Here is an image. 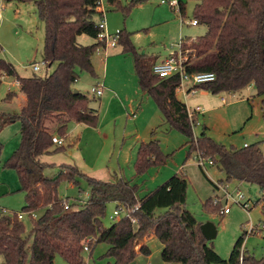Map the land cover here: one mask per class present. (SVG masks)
Segmentation results:
<instances>
[{
    "label": "trees",
    "instance_id": "16d2710c",
    "mask_svg": "<svg viewBox=\"0 0 264 264\" xmlns=\"http://www.w3.org/2000/svg\"><path fill=\"white\" fill-rule=\"evenodd\" d=\"M99 1L6 0L36 5L38 16L45 24L44 62L48 66L56 64V68L45 78H23L13 64L0 59L1 73L15 78L26 97L19 113L0 114L2 127L13 121L21 125V145L5 167L17 173L21 191L26 196L23 212L43 211L26 237L19 215H7L0 208L2 264H54L57 256L68 264H85L83 249L89 239L92 240L88 243L91 252L97 244L106 243L109 246L106 255L114 258L115 264H134L135 247L150 232H154L163 246L161 258L165 263L264 264V257L258 259L242 251L247 232L236 241L227 260L212 248L202 234L201 224L184 207L188 182L183 176L176 174L155 191L139 197V186L129 180L104 182L82 175L71 165H62L53 178L44 175L50 165L40 158L66 150L63 146H55V136H66L72 121L94 128L99 123L98 112L88 108V97L81 92L74 93L79 71L95 76L92 59L103 44L95 42L82 46L78 44V37L87 35L97 41L100 30L96 18L101 16L97 11ZM118 1L107 0L109 5ZM141 1L132 0L130 6ZM179 13L185 17V5L180 2ZM192 21L204 26L206 33L191 45L183 40L187 71L216 75L215 81L193 90L237 93L254 85L257 96H264V0H197ZM119 42L124 53L133 55L140 88L155 101L166 122L190 139L191 151L219 167L225 174V180L220 183L238 181L256 185L263 194L255 203L259 205L264 200V152L260 147L264 140L246 148H227L208 136L207 128L194 138L188 108L176 94L179 76L161 78L155 75L152 69L157 58L139 54L122 32ZM1 51L0 47V54ZM15 94L9 92L6 100L13 99ZM262 110L264 117V101ZM1 151L0 144V154ZM167 160L159 142L152 139L140 144L134 168L137 175H142L151 166L164 165ZM81 177L88 181L90 198L83 205H72L67 200L69 209L66 210L59 196V185L62 181L78 184ZM109 203L117 204V208L138 207L132 213L136 227L129 218H123L106 229L102 219ZM204 208L208 212L221 211V206H214L212 199ZM30 239L32 244L28 247ZM139 252L145 256L151 254L147 245L141 246Z\"/></svg>",
    "mask_w": 264,
    "mask_h": 264
},
{
    "label": "rangeland",
    "instance_id": "374dc122",
    "mask_svg": "<svg viewBox=\"0 0 264 264\" xmlns=\"http://www.w3.org/2000/svg\"><path fill=\"white\" fill-rule=\"evenodd\" d=\"M185 5V17H181L179 7L173 8L162 5L161 0H142L131 7L132 0H119L115 5H109L102 0L104 16L108 31L113 34L120 31L128 36L139 54L157 58V63L167 60L178 51L181 40L191 45L198 37L205 35L204 26H192L193 14L197 0H177ZM102 16L96 18L100 21ZM0 59L14 65L18 74L23 78L34 76L45 78L50 76L56 68L45 66V24L40 20L34 3L19 4L0 0ZM96 40L82 35L78 37V44L90 46ZM107 60V61H106ZM106 61L107 67L104 66ZM95 76L79 71L78 81L74 89L88 97V108L96 110L102 130L78 124L74 121L68 124L67 135L63 147L65 151L43 155L40 160L50 165L44 171L48 178L57 176L62 165L76 167L79 172L88 177L100 179L104 182H116L124 178L139 186V197L155 191L165 184L171 177L178 174L188 182L185 208L190 211L201 224L211 223L216 227L217 237L210 241L212 248L225 260L229 259L236 241L247 232L242 251L260 259L264 257V200L261 190L256 185L231 182V187L240 186L245 196L251 199L253 208L248 211L239 205H233L228 215H221L219 211L208 212L204 205L212 201L220 192L212 183L225 180V174L218 166L206 164L203 169L198 164V153L191 151L190 139L172 128L155 101L143 93L135 70L133 55L124 53V47L119 42L116 48H107L95 53L93 59ZM40 67L34 71V66ZM0 71V114L20 112L21 101L6 100L9 92H18L15 78L6 77ZM103 81V82H101ZM99 82L112 93L104 91L101 97L91 93L92 87ZM198 89L189 93L186 100L181 93L179 96L190 110L197 106L203 107L204 114L198 117L199 124L193 127L194 138L201 135L207 128V134L214 141L227 148H243L262 143L264 140V96H257L254 85H250L237 93H219L203 95ZM16 96V94H15ZM225 97L228 105L221 102ZM206 102L211 103L212 111H206ZM235 103V104H234ZM233 104L232 106H229ZM216 108L215 110H213ZM225 108L227 109L225 111ZM134 114L137 115L136 118ZM114 118L118 123L114 124ZM0 126L3 124L0 121ZM97 126V127H98ZM127 132L124 133V129ZM21 125L18 121L8 123L0 129V208L6 210L7 215H23L28 237L33 228V222L43 211L36 214L23 212L25 194L21 191V184L17 173L5 167L8 160L19 149L22 141ZM126 138L123 134H127ZM130 136V137H129ZM56 137V136H55ZM60 138V137H59ZM151 139L159 142L165 156L166 164L151 166L144 174L137 175L134 168L137 150L141 143ZM137 141L141 142L138 143ZM57 146V144L55 145ZM60 146V145H58ZM264 152V144H261ZM71 154V156H70ZM79 183L62 181L59 185V196L68 200L72 205H83L90 198V187L86 178H79ZM222 208L225 203H222ZM117 204L109 203L106 215L102 219L107 229L119 220L111 219ZM162 211H158L161 213ZM137 223V222H136ZM136 227V224H134ZM251 228H256L251 232ZM259 229L262 230L259 232ZM150 232L139 241L135 247L137 258L134 264H178L165 263L161 258L163 246L158 238ZM148 240V241H147ZM28 247L32 239L28 240ZM147 241V242H146ZM147 245L151 254H140L141 246ZM109 246L106 243L97 244L90 253H84L85 264H115V259L107 257ZM4 258L0 256V264ZM54 264H68L57 256Z\"/></svg>",
    "mask_w": 264,
    "mask_h": 264
},
{
    "label": "built area",
    "instance_id": "2783aa9c",
    "mask_svg": "<svg viewBox=\"0 0 264 264\" xmlns=\"http://www.w3.org/2000/svg\"><path fill=\"white\" fill-rule=\"evenodd\" d=\"M162 5H169L170 7L176 8L179 7V2L177 0H161ZM97 11L101 14L102 19L98 21V27H99V35L97 37V42L102 43L103 45L100 46L96 53H100L101 50L107 49V48H116L119 44L120 38H121V32L116 31L115 33L111 34L108 31V25L106 18L104 16V8L102 4V0L98 2ZM192 26H198L197 21H191ZM0 26H1V20H0ZM183 46V40L180 41L178 44V51L175 52L172 56H170L167 60L156 63L153 66V73L161 78H168L173 75H178L180 78V84L178 86L177 91L182 92L184 96L189 95V93H195L197 90H193L194 88L213 82L216 79V75L214 73H190L187 71L186 68V62L187 57L183 54L182 51ZM45 66H48L46 62L42 63ZM34 71H39L40 67L38 65L34 66ZM91 93L94 96L101 97L104 94V86L101 83H98L96 86L92 87ZM222 103H226V98H222ZM204 113V110L202 107L198 106L193 110L188 109V115L189 119L191 121L192 127H194L196 124H199L198 117ZM53 143L57 145H64V140L59 137L53 138ZM248 144L244 145V148L248 147ZM213 165L211 160H205L204 158L198 156V164L201 168L205 169L206 164ZM215 188L217 191L220 192V195L216 196L213 200L214 206H221L222 203H225V207L222 208L221 206V215H228L231 212V208L233 205H239L243 207L245 210L250 211L253 208V204L251 203V199L247 198L243 191L240 189L239 186L231 187V184H223L220 182H215ZM63 206L66 210L69 209V203L67 200L63 199ZM138 207H135L133 209H127V208H117L113 215L111 216V219L113 220H121L123 218H129L133 224H136V219L132 217V213H134ZM3 212L6 214V210L3 209ZM19 219H23V215L20 214ZM262 230H264V224L261 226ZM257 230L256 228H251V232H255ZM259 229V232L262 231ZM91 239L88 240V243H91ZM86 243L84 246V253H90L91 248L89 244Z\"/></svg>",
    "mask_w": 264,
    "mask_h": 264
},
{
    "label": "crops",
    "instance_id": "0c3cea01",
    "mask_svg": "<svg viewBox=\"0 0 264 264\" xmlns=\"http://www.w3.org/2000/svg\"><path fill=\"white\" fill-rule=\"evenodd\" d=\"M97 42V41H96ZM107 61V60H106ZM106 61H105V63H104V66L105 67H107V65H106ZM6 78V77H5ZM101 82H103V81H101ZM101 82H99V83H101ZM104 83V82H103ZM103 83H101V84H103ZM16 85H17V88L19 89V91L18 92H15L16 93V96H14V98L13 99H17V100H19V101H21V105H20V110H21V108L23 107V105L25 104V102H26V97L20 92V87H19V84H18V82H16ZM104 86V85H103ZM104 91H106V92H110V93H112V90L110 89L109 90V88H107V87H105L104 86ZM143 93H145V92H143ZM179 93H181L180 91H177L176 92V94H177V98H178V100L179 101H181L182 103L184 102V100L183 99H181L180 98V96H179ZM146 94V93H145ZM202 94L203 95H209L210 93L209 92H206V91H204V92H202ZM103 95H105V93L103 94ZM191 95V94H190ZM190 95H187V96H183L186 100L188 99V97L190 96ZM222 102V101H221ZM230 102H228L227 100H226V103H223V104H225V105H228ZM206 105V109H208V110H206V111H212V108H211V106H209L211 103H209V102H206L205 103ZM235 104V103H234ZM233 104H231V105H229V106H232ZM186 106H187V108L189 109V107H188V105L186 104ZM198 107V106H197ZM201 107V106H200ZM196 108V107H195ZM194 108V109H195ZM202 109H203V107H202ZM216 108H214L213 110H215ZM227 109L225 108V111H226ZM205 111V110H204ZM261 111H262V109H261ZM262 113H263V111H262ZM5 114H13V113H11V112H7V113H5ZM16 114V113H15ZM204 114V113H203ZM137 117V115L136 114H134V117L133 118H136ZM117 120L119 121V119L118 118H114V120H113V122H114V124H116V123H118L117 122ZM101 124H102V121H100V124H99V126L98 127H96V131H100V130H102L103 129V127H101ZM127 132V129H126V127H125V129H124V133H126ZM130 133H127V134H123V136H125L126 138L128 137V135H129ZM130 137V136H129ZM152 140V139H151ZM138 143H141V142H139V141H137ZM245 144H248V143H245ZM244 144V145H245ZM244 145H243V147H244ZM249 145V144H248ZM70 156H71V154H70ZM239 183H242V182H239ZM240 187V186H239ZM153 235H155L154 233L151 235L152 236V238H153ZM148 241V240H147ZM146 241V242H147Z\"/></svg>",
    "mask_w": 264,
    "mask_h": 264
},
{
    "label": "water",
    "instance_id": "95a60500",
    "mask_svg": "<svg viewBox=\"0 0 264 264\" xmlns=\"http://www.w3.org/2000/svg\"><path fill=\"white\" fill-rule=\"evenodd\" d=\"M74 93L77 94L79 91L75 89ZM201 231L207 241H212L217 237L216 227L211 223L201 225Z\"/></svg>",
    "mask_w": 264,
    "mask_h": 264
}]
</instances>
